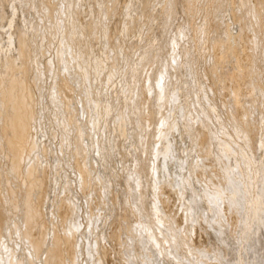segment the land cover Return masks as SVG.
<instances>
[{
  "label": "bare ground",
  "instance_id": "obj_1",
  "mask_svg": "<svg viewBox=\"0 0 264 264\" xmlns=\"http://www.w3.org/2000/svg\"><path fill=\"white\" fill-rule=\"evenodd\" d=\"M161 1L0 0V264H264V0Z\"/></svg>",
  "mask_w": 264,
  "mask_h": 264
},
{
  "label": "rangeland",
  "instance_id": "obj_2",
  "mask_svg": "<svg viewBox=\"0 0 264 264\" xmlns=\"http://www.w3.org/2000/svg\"><path fill=\"white\" fill-rule=\"evenodd\" d=\"M15 1H17V0H15ZM161 0H159V2H160ZM225 1V4L221 7V9L219 8V9H217L216 11H215V14L213 13V12H211V18H212V20H213V23H214V25H213V27L212 28H210V31H214L215 29H216V32L217 33H219L221 30H222V24L223 23H225V25H226V27H227V32H228V35H237V33H243V31L245 30V29H247V31H249V29H248V26H247V24L245 25V29H242L241 28V26L243 25V23L245 22V21H247V18H248V15L249 14H246V11L247 10H249L251 7L249 6V3H250V0H248V3H245L246 4V6L244 5V7H245V11H242V12H238V13H235V9L234 8H232V6H237V5H243L244 3L243 2H241L240 0H224ZM247 1V0H246ZM121 2L123 3V0H121ZM121 2H119L117 5H118V11H119V13L121 12V8H122V3ZM153 2H155V0H153ZM164 2V0H162L161 1V7L163 6L162 5V3ZM189 3H191V0H190V2ZM205 3H206V0H192V4H193V6H194V8L193 9H191L190 11H188L187 13L186 12H184L182 9H180V8H178L179 10V13L177 14V19H178V21H182L183 20V18L184 17H187V19H189V20H191L193 23H195V24H198V25H200V24H202L201 26H205V28H206V32H208L209 30H208V28H207V25H206V23H208V21L207 20H205L204 19V14H203V12H202V8H204L205 6ZM196 6V7H195ZM158 7H159V5H158ZM243 6L241 7V10H242V8H244ZM9 8H10V6H9ZM18 8H19V6H18ZM258 8H260V9H262V7H259L258 6ZM31 10H33V11H37V7H33ZM149 10L151 11V13L153 12V13H155L157 10L155 9V7L153 6V3L149 6ZM204 11L206 10V9H203ZM62 12H64V6H61V5H58V11H57V13L55 14V19L57 20L58 19V17H59V13L61 14ZM125 12H124V10H122V14H124ZM245 13V14H244ZM19 14L21 15V11H20V9H19ZM122 14H121V16H122ZM58 15V16H57ZM115 18H118L119 17V15L118 14H114L113 15ZM238 16V18H240V20L241 21H238L237 19H236V17ZM39 17V16H38ZM128 17V16H127ZM39 21H40V19H38ZM228 20V21H227ZM21 23H22V21H20ZM242 22V25H240V23ZM55 23H57L56 21H55ZM59 24L60 25H62V23L61 22H59ZM218 24V25H217ZM220 24V25H219ZM233 25H234V27H233ZM153 27L152 28H149V29H147V28H143V29H139V30H133V31H131V33H130V35H129V39H130V41H132L133 42V44H132V46L131 47H134L135 46V43H136V46H139V45H141V44H143L145 41H147L148 40V38H151L152 37V31H156L157 30V27H158V24H155V25H152ZM104 27V26H103ZM198 29H197V31H196V36H197V43L198 44H200V42L202 41V39L203 38H205V36H206V33H204V32H200V29H199V26H196ZM56 28H58V26H57V24H56ZM59 30H60V32H59V35H58V37H57V39H58V41L61 39V35H62V27L61 26H59V28H58ZM223 31V30H222ZM107 32H108V30H107ZM208 34V33H207ZM114 34L113 33H111V36H110V38L108 39V36H101L98 40H97V43H96V47H98L99 48V54H102V51H104V50H107V47H108V45L110 46V41L111 40H114ZM231 36H230V40L232 41V38H231ZM134 40H132V39ZM200 40V41H199ZM229 40V41H230ZM58 41H56V43L58 42ZM232 43V42H231ZM232 45H234L233 43H232ZM130 47V48H131ZM202 52H203V50H201ZM50 51L48 50L43 56H40L39 58H40V60H39V64H40V66H41V70H42V78H43V82H44V85H45V87L47 88V86L50 84V82L48 81V78H47V76H46V74L44 73V60H45V57L48 55V53H49ZM201 52V53H202ZM131 53H133V57H135V54L136 53H134L132 50H131ZM200 58L201 59H203V55H201L200 56ZM228 60V61H227ZM227 65H226V68H228L229 67V64L231 63V61L233 60V57L232 56H230L229 54H228V56H227ZM261 65H263V64H260V66ZM261 68H263V67H261ZM106 70H107V68H106ZM224 73H225V75L227 74L226 73V71H224ZM100 76L102 77L103 76V73H101L100 74ZM107 76V75H106ZM126 88H124L123 89V91L125 90ZM45 97H46V94H45ZM44 100H45V98H44ZM51 104V106L52 107H54V105L52 104V103H50ZM53 109H55V108H53ZM116 112V110L114 111V113ZM38 121H39V119H38ZM232 125H234L233 123H228V126L229 127H232ZM57 126V125H56ZM264 119L260 122V124L258 125V130H257V138L260 140V138H262L261 136H263L264 135ZM218 133H219V135L220 134H222V129L221 128H219L218 129ZM262 133V134H261ZM232 134V135H231ZM231 134H229V135H225V138H226V140H228V139H230V140H228V142L230 141L231 143H232V145H234V148H237V143L238 142H240L239 141V139H238V137L237 136H235V134L231 131ZM261 135V136H260ZM50 136H52L53 137V135H51L50 134ZM60 136V129H59V133H58V135L55 137V138H58ZM232 136H233V138H232ZM263 138H264V136H263ZM234 140V141H232V140ZM235 141L237 142V143H235ZM257 145L259 146V141H258V143H257ZM258 149H257V153L258 154H256L257 156L259 155V151L261 150V149H259V147H257ZM231 152H233L232 150H231ZM258 157H260V156H258ZM69 160V159H68ZM71 160V159H70Z\"/></svg>",
  "mask_w": 264,
  "mask_h": 264
}]
</instances>
